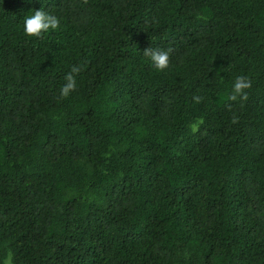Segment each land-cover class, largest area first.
Instances as JSON below:
<instances>
[{"label":"trees","instance_id":"16d2710c","mask_svg":"<svg viewBox=\"0 0 264 264\" xmlns=\"http://www.w3.org/2000/svg\"><path fill=\"white\" fill-rule=\"evenodd\" d=\"M41 8L60 26L25 36ZM8 257L264 264V0H0Z\"/></svg>","mask_w":264,"mask_h":264},{"label":"clouds","instance_id":"9594fccd","mask_svg":"<svg viewBox=\"0 0 264 264\" xmlns=\"http://www.w3.org/2000/svg\"><path fill=\"white\" fill-rule=\"evenodd\" d=\"M29 13V15L24 16L22 25L23 33L27 37L40 38L43 33L49 30H56L60 26V18L45 11L43 8L30 11ZM143 55L148 58L149 62L157 70L163 71L169 66L168 51L149 47L143 52ZM79 72L80 68L73 66L71 71L65 75V83L59 89L61 97H68L76 89V75ZM249 87L250 83L246 77H237L232 85V94L229 99L235 101L238 97L246 98L245 90ZM200 99V97H194L196 103H199ZM5 264H8V261H5Z\"/></svg>","mask_w":264,"mask_h":264},{"label":"rangeland","instance_id":"374dc122","mask_svg":"<svg viewBox=\"0 0 264 264\" xmlns=\"http://www.w3.org/2000/svg\"><path fill=\"white\" fill-rule=\"evenodd\" d=\"M5 261H8V264H11L10 260H9V257L5 260ZM5 261L3 264H5Z\"/></svg>","mask_w":264,"mask_h":264}]
</instances>
